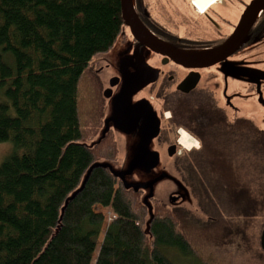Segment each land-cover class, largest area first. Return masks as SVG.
<instances>
[{
  "label": "trees",
  "instance_id": "16d2710c",
  "mask_svg": "<svg viewBox=\"0 0 264 264\" xmlns=\"http://www.w3.org/2000/svg\"><path fill=\"white\" fill-rule=\"evenodd\" d=\"M123 27L120 0H0V143L13 149L0 163V264H228L211 246L264 264L256 126L188 116L206 132L196 162L218 208L207 225L158 202L147 219L139 190L102 163L117 154L112 132L88 143L105 114L94 57Z\"/></svg>",
  "mask_w": 264,
  "mask_h": 264
},
{
  "label": "flooded vegetation",
  "instance_id": "af4514ba",
  "mask_svg": "<svg viewBox=\"0 0 264 264\" xmlns=\"http://www.w3.org/2000/svg\"><path fill=\"white\" fill-rule=\"evenodd\" d=\"M251 1L216 0L199 13L194 0H133L135 14L143 27L167 45L163 52L153 51L134 38L126 26L117 46L126 61L135 64L129 74L145 69L149 71L146 78L154 77L147 83L142 77V89L134 93L136 99L132 103L142 104L150 116L160 121L157 133L161 134V148L167 157H175L181 144V131L179 142V127L171 128L172 141L167 139V132L160 127L164 121L166 126H186L193 130L198 147L194 150L196 156L202 149V140L207 141L206 132L188 117L192 111L208 110L222 121V126H256L264 133V124L253 120L255 113L264 111L259 101L264 98V6L242 41L221 61L198 65L184 59L180 63L173 51L166 48L187 56L219 47L236 32ZM97 63L94 62L93 68L101 80L102 93L106 88L111 93L109 97L103 96L105 109L108 99L116 101L121 97L124 79L129 74L104 75L103 71L110 65ZM111 82L115 83L111 85Z\"/></svg>",
  "mask_w": 264,
  "mask_h": 264
},
{
  "label": "rangeland",
  "instance_id": "374dc122",
  "mask_svg": "<svg viewBox=\"0 0 264 264\" xmlns=\"http://www.w3.org/2000/svg\"><path fill=\"white\" fill-rule=\"evenodd\" d=\"M94 60L99 62L97 65H110L103 71L104 75H128L135 66L126 61L117 43L108 52L95 56ZM142 83L144 80L141 76L134 77L118 100L110 98L105 102L102 125L88 143L92 145L106 131L112 132L117 144V154L112 159L102 160V163L109 164L114 172L122 175L128 185L139 190L141 201L147 207V219L153 212V203L158 202L170 209L180 210L195 225H207L208 221L217 216L218 208L211 197L206 168L199 167L196 162L197 154L194 150L198 147H192L189 136L181 131V145L179 144L175 157L166 156L164 148H161V134L156 133L155 119L142 104L134 106L132 103L136 99L135 94L142 89ZM259 101L264 106V98ZM253 120L264 124V111L255 113ZM165 122L160 127L167 132V139L172 141V133L169 131L181 126H166ZM12 150L10 143H0V163ZM175 197L177 199L172 202ZM214 247L211 246L208 250L210 256H220L219 259L228 264H246V259L234 263L230 252L221 255L212 249Z\"/></svg>",
  "mask_w": 264,
  "mask_h": 264
},
{
  "label": "water",
  "instance_id": "95a60500",
  "mask_svg": "<svg viewBox=\"0 0 264 264\" xmlns=\"http://www.w3.org/2000/svg\"><path fill=\"white\" fill-rule=\"evenodd\" d=\"M133 5H134L133 0H120V10H121V18L123 24L129 27L133 37L139 40L142 44L149 47L153 51L163 52L167 44L164 43L162 40L155 38L153 34H151L147 29H145V27H143V25L141 24V22L139 21V19L135 14ZM263 6H264V0H252L245 11V14L242 16V19L240 21L239 27L236 30V32H234L230 36V38L227 41H225V43H223L222 45H220L219 47L213 50H207V51L205 50L204 52H200V53H188L189 55L185 54L187 56H184L181 55L178 51L173 50L171 47H166V48H170L173 51L174 55H176L175 57L179 59L176 61H180V63L184 59H191L193 63L198 65H211L215 62L221 61L228 54L233 52L236 46L239 44V42L242 41L247 30L251 26L254 18L256 17V14L260 11V9ZM144 70L141 72H132L124 79L121 96L123 94L124 88L130 84V82L133 80L134 77L136 76L145 77V74L149 73V71L145 72ZM153 79L154 77L152 76L149 78L145 77V83H147L148 80L150 81ZM116 81H118V79H116ZM114 83L115 82H111V85H113ZM110 95H111L110 88H106L103 90L104 97H109ZM125 108L127 109V106ZM155 126H157V130H158L159 127L158 119H155ZM115 174L122 177L121 174H118L116 172ZM126 185L128 184L126 183ZM176 199L177 197L172 198V202H174ZM260 245L264 250V226L262 228L260 235Z\"/></svg>",
  "mask_w": 264,
  "mask_h": 264
},
{
  "label": "bare ground",
  "instance_id": "6f19581e",
  "mask_svg": "<svg viewBox=\"0 0 264 264\" xmlns=\"http://www.w3.org/2000/svg\"><path fill=\"white\" fill-rule=\"evenodd\" d=\"M215 1L216 0H194L193 3L195 5V7L197 9H199V11L202 12V11L206 10V8H208L209 6H211ZM180 131L184 132V134H186L187 136H189L184 130H180ZM179 138H180V134L178 136V142H179Z\"/></svg>",
  "mask_w": 264,
  "mask_h": 264
}]
</instances>
